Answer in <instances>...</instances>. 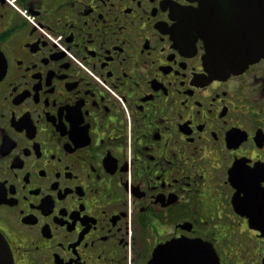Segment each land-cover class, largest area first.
<instances>
[{"label": "flooded vegetation", "instance_id": "af4514ba", "mask_svg": "<svg viewBox=\"0 0 264 264\" xmlns=\"http://www.w3.org/2000/svg\"><path fill=\"white\" fill-rule=\"evenodd\" d=\"M261 4L0 0L13 264H264V57L218 74L202 30Z\"/></svg>", "mask_w": 264, "mask_h": 264}, {"label": "water", "instance_id": "95a60500", "mask_svg": "<svg viewBox=\"0 0 264 264\" xmlns=\"http://www.w3.org/2000/svg\"><path fill=\"white\" fill-rule=\"evenodd\" d=\"M262 20L256 24L254 37L223 36V23L214 20L211 27L209 23H203V32L206 34L208 60L215 65V72L218 74H230L238 72L264 57V0H261ZM216 6H221L223 0H215ZM211 7L205 4L203 10ZM221 10V7L220 9ZM206 14V13H205ZM159 248L155 250L154 259L150 264H159ZM183 258L182 260H186ZM0 264H13L10 248L0 234Z\"/></svg>", "mask_w": 264, "mask_h": 264}, {"label": "snow or ice", "instance_id": "6c2138e0", "mask_svg": "<svg viewBox=\"0 0 264 264\" xmlns=\"http://www.w3.org/2000/svg\"><path fill=\"white\" fill-rule=\"evenodd\" d=\"M257 187L259 188V191L264 192V187H260V186H259V182H258V184H257Z\"/></svg>", "mask_w": 264, "mask_h": 264}]
</instances>
